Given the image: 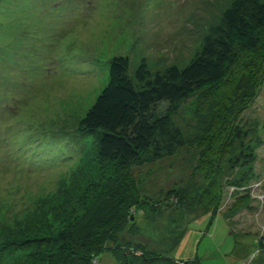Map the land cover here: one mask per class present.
I'll return each instance as SVG.
<instances>
[{
    "label": "rangeland",
    "instance_id": "rangeland-1",
    "mask_svg": "<svg viewBox=\"0 0 264 264\" xmlns=\"http://www.w3.org/2000/svg\"><path fill=\"white\" fill-rule=\"evenodd\" d=\"M232 1L0 2V264H49L47 240L81 233L86 217L87 243L102 236L92 264L147 249L177 264H264V36L220 87L184 101L173 120L187 143L174 156L123 169L79 130L112 58L128 57L133 77L143 59L184 68Z\"/></svg>",
    "mask_w": 264,
    "mask_h": 264
},
{
    "label": "trees",
    "instance_id": "trees-1",
    "mask_svg": "<svg viewBox=\"0 0 264 264\" xmlns=\"http://www.w3.org/2000/svg\"><path fill=\"white\" fill-rule=\"evenodd\" d=\"M263 36L264 0H233L223 13L222 22L210 28L201 50L184 68L172 65L154 72L149 68L147 59H143L133 77L128 57L115 56L110 61L109 82L81 119L79 130L98 134L100 157L118 163L123 169L174 156L187 143L173 120L184 101L220 87L240 62L242 51L257 50ZM247 158L250 162L253 155ZM204 212L209 217L210 226L218 215L217 208L210 206ZM123 217H119L117 223L122 224ZM86 218L81 233L68 227L47 240L49 246L55 248L47 261L49 264H57L65 256L68 264H92V257L98 251L90 248H95V242L102 240V236H98L99 232L94 236L95 242L91 245L87 243L93 239L94 226L87 224L91 218ZM104 220L106 225L105 217ZM184 236L168 243L178 246ZM27 242L29 240L25 239L20 244ZM176 246L171 248L174 250ZM166 249L170 251L168 246ZM147 250L142 256H134L132 262L128 259L127 264H156L160 260L164 264H177L173 257L164 254L154 258L158 251ZM258 250L264 251V238L260 240ZM113 254L116 259L122 260L120 251ZM127 257L125 255V259ZM193 259L197 262H192ZM187 260H192L191 264H210L203 262L199 256L181 259Z\"/></svg>",
    "mask_w": 264,
    "mask_h": 264
}]
</instances>
